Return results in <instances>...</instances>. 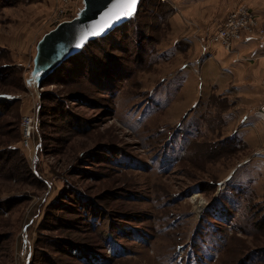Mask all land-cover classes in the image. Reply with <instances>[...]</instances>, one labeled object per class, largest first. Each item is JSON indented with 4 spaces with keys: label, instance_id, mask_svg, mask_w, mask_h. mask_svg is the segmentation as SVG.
<instances>
[{
    "label": "rangeland",
    "instance_id": "374dc122",
    "mask_svg": "<svg viewBox=\"0 0 264 264\" xmlns=\"http://www.w3.org/2000/svg\"><path fill=\"white\" fill-rule=\"evenodd\" d=\"M63 4L0 0V264H264L258 147L235 145L232 99L198 78L169 0L38 85L39 42L83 0Z\"/></svg>",
    "mask_w": 264,
    "mask_h": 264
},
{
    "label": "crops",
    "instance_id": "0c3cea01",
    "mask_svg": "<svg viewBox=\"0 0 264 264\" xmlns=\"http://www.w3.org/2000/svg\"><path fill=\"white\" fill-rule=\"evenodd\" d=\"M169 2L175 10L174 32L183 36L182 40L192 55L190 64L199 66L197 76L201 82L207 83L208 90L232 99L235 109L227 114V128L241 145L248 149L258 147L255 156L260 161V177H264V44L247 38L235 45L232 52L219 46H211L207 51L205 41L218 31L227 15L238 5L234 6V0ZM218 3L219 12L213 16L211 12ZM250 9L257 16L264 17L263 8L258 11Z\"/></svg>",
    "mask_w": 264,
    "mask_h": 264
},
{
    "label": "water",
    "instance_id": "95a60500",
    "mask_svg": "<svg viewBox=\"0 0 264 264\" xmlns=\"http://www.w3.org/2000/svg\"><path fill=\"white\" fill-rule=\"evenodd\" d=\"M115 3L116 0H83V7L74 19L60 23L47 33L37 46L33 69L34 83L41 84L64 63L81 53L87 44L109 36L130 22L137 15L141 0L134 15L121 18L104 27L108 23L106 14L113 9ZM94 28L97 30L103 28V31L99 35H88ZM82 40L83 45L77 47Z\"/></svg>",
    "mask_w": 264,
    "mask_h": 264
},
{
    "label": "built area",
    "instance_id": "2783aa9c",
    "mask_svg": "<svg viewBox=\"0 0 264 264\" xmlns=\"http://www.w3.org/2000/svg\"><path fill=\"white\" fill-rule=\"evenodd\" d=\"M60 1L64 3L63 5L69 3V0ZM67 12V10H61V14ZM247 38H254L264 44V22H261L248 7L240 6L227 15L223 25L206 42L204 49L208 51L211 46H219L226 52H232L235 45ZM36 124L34 117L26 116L23 119L22 125L26 147L30 145Z\"/></svg>",
    "mask_w": 264,
    "mask_h": 264
},
{
    "label": "snow or ice",
    "instance_id": "6c2138e0",
    "mask_svg": "<svg viewBox=\"0 0 264 264\" xmlns=\"http://www.w3.org/2000/svg\"><path fill=\"white\" fill-rule=\"evenodd\" d=\"M139 0H116V3L109 11L108 14H106L108 18V23L104 25V27H108L111 25L112 22L119 20L121 18L131 17L136 12L137 4ZM103 31V28L100 29H93L88 35L95 36L99 35L100 32ZM86 39V38H85ZM84 43V40L81 41L80 44L77 45V47L82 46Z\"/></svg>",
    "mask_w": 264,
    "mask_h": 264
},
{
    "label": "trees",
    "instance_id": "16d2710c",
    "mask_svg": "<svg viewBox=\"0 0 264 264\" xmlns=\"http://www.w3.org/2000/svg\"><path fill=\"white\" fill-rule=\"evenodd\" d=\"M139 9H140V6H139ZM139 9H138V12H139ZM138 12H137V15H138ZM137 15H136V16H135L130 22H128L127 24L123 25L121 28L117 29L115 32H117V31L121 30L123 27L125 28L126 26H129L131 23H133V22L135 21V19H137V18H136ZM136 27H137V26H136ZM140 27H141V26H140ZM135 29H137V28H135ZM141 29H142V27H141ZM138 31H139V30H138ZM140 31H141V32H139L138 35L142 36V32H143L144 30H140ZM115 32H113V33H115ZM113 33H112V34H113ZM128 39H129L128 34H124V35L122 36V38H121L120 41L126 42V41H128ZM97 40H98V39H97ZM97 40H96V41H97ZM147 40H149V37H147V35L145 34V37L143 38L142 42H145V41H147ZM96 41H93V42H90V43L92 44V43H94V42H96ZM90 43H89V44H90ZM89 44H87V45H89ZM140 44H141V43H140ZM140 44H139V45H140ZM87 45H86V46H87ZM232 139H233V141L235 142V145H236V144H237V146L241 145L235 137H233Z\"/></svg>",
    "mask_w": 264,
    "mask_h": 264
},
{
    "label": "bare ground",
    "instance_id": "6f19581e",
    "mask_svg": "<svg viewBox=\"0 0 264 264\" xmlns=\"http://www.w3.org/2000/svg\"><path fill=\"white\" fill-rule=\"evenodd\" d=\"M199 198H200V195L196 192L195 195L192 197V201L195 202V204L197 205V208H199V210L201 212L205 206V202ZM199 200H200V202H199Z\"/></svg>",
    "mask_w": 264,
    "mask_h": 264
}]
</instances>
